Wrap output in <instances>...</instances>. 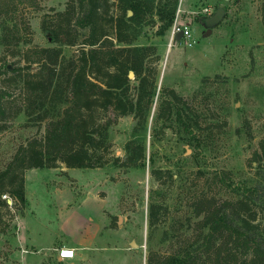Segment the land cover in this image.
I'll return each instance as SVG.
<instances>
[{"label": "rangeland", "instance_id": "obj_1", "mask_svg": "<svg viewBox=\"0 0 264 264\" xmlns=\"http://www.w3.org/2000/svg\"><path fill=\"white\" fill-rule=\"evenodd\" d=\"M65 2L0 0V21L6 18L10 25L16 24L13 28L21 37L18 47L0 44V65L23 68L27 63L24 55L31 60L38 47L54 45L41 30L40 21L51 9H63ZM217 7L225 9L223 18L205 34L204 19ZM154 19V23L140 26L135 40L136 44L155 45L160 57L147 126L137 135L145 145L144 165L74 168L67 177L68 187L75 191L93 187L103 203L116 204L117 212L111 215L115 236H127L136 244L129 243L130 248L138 254L116 251L112 264H146L150 250L166 253L193 238L199 219L192 213L194 202L203 195L229 197L239 181L252 176L257 164L254 153L264 141V0H178L174 20L187 25L189 38L172 35L170 27L158 34L162 20ZM73 48L64 46L63 52ZM14 51L17 54L11 55ZM27 70L21 73L26 75ZM2 77L0 88L6 90L9 117L7 128L0 132V169L20 144L40 137L45 126V121L35 122L18 111L24 95L21 82L2 81ZM163 87L183 96L188 115L198 121V128L189 132L174 122L164 126L170 122L156 120ZM133 126L131 115L119 116L110 125V156H124L123 145L132 137ZM60 167L63 164L54 170L58 175H62ZM152 167L159 169V178L152 174ZM35 171L42 175L47 168H33L28 175L36 176ZM1 197L7 206L0 223V264H28L27 253L15 244L22 208L7 192ZM151 202L162 206L152 228L148 221ZM49 264L63 263L53 258Z\"/></svg>", "mask_w": 264, "mask_h": 264}, {"label": "trees", "instance_id": "obj_2", "mask_svg": "<svg viewBox=\"0 0 264 264\" xmlns=\"http://www.w3.org/2000/svg\"><path fill=\"white\" fill-rule=\"evenodd\" d=\"M177 4L178 0H66L63 9H51L40 21L54 45L38 47L31 60L24 55L23 68L0 65L2 81L22 84L23 104L18 111L35 122L45 121L44 133L20 144L0 169V223L7 206L2 194L7 192L20 208L24 206L27 169L144 165L145 145L137 135L147 126L160 57L155 45L135 40L140 26L154 23V16L162 20L158 34H163L172 25ZM6 20L0 21V44L18 47L16 24ZM64 46L74 48L65 54ZM5 93L1 87L0 132L7 128L9 117ZM187 104L175 89L163 87L156 120L170 122L164 126L174 122L191 132L199 123L188 115ZM125 115L134 119L132 137L123 145V157L110 156L108 128ZM254 159L252 176L239 181L229 197L203 195L194 202L192 213L199 219L193 238L166 253L150 250L146 264H264V141ZM159 173L152 167L156 178ZM161 207L150 203V228L158 222Z\"/></svg>", "mask_w": 264, "mask_h": 264}, {"label": "crops", "instance_id": "obj_3", "mask_svg": "<svg viewBox=\"0 0 264 264\" xmlns=\"http://www.w3.org/2000/svg\"><path fill=\"white\" fill-rule=\"evenodd\" d=\"M56 168H47L42 175L32 172L36 176L28 175L33 168L24 172L25 204L17 219L15 244L27 253L28 264H49L53 258L63 264H112L116 251L138 254L127 236H115L111 215L117 212L116 204L103 203L93 187L77 191L68 187L74 168L63 165L62 175ZM60 247L73 248L74 257L60 260Z\"/></svg>", "mask_w": 264, "mask_h": 264}, {"label": "built area", "instance_id": "obj_4", "mask_svg": "<svg viewBox=\"0 0 264 264\" xmlns=\"http://www.w3.org/2000/svg\"><path fill=\"white\" fill-rule=\"evenodd\" d=\"M172 35H176L178 32H181V35L189 38L190 37V30L188 29L187 25L179 23L176 19L172 22L170 26ZM191 44V43H189ZM5 196V195H3ZM65 253H71V255H65ZM57 257L60 260H66L74 257V249L71 247H60L57 251Z\"/></svg>", "mask_w": 264, "mask_h": 264}, {"label": "water", "instance_id": "obj_5", "mask_svg": "<svg viewBox=\"0 0 264 264\" xmlns=\"http://www.w3.org/2000/svg\"><path fill=\"white\" fill-rule=\"evenodd\" d=\"M224 13L225 9L223 7H217V9L210 16L204 19V24L206 27L205 34H208L211 31L212 27L221 21ZM128 14H131L130 10L128 11ZM176 35H181V32H178ZM130 77H132V73H130ZM131 246L136 247V244L134 242H131Z\"/></svg>", "mask_w": 264, "mask_h": 264}, {"label": "snow or ice", "instance_id": "obj_6", "mask_svg": "<svg viewBox=\"0 0 264 264\" xmlns=\"http://www.w3.org/2000/svg\"><path fill=\"white\" fill-rule=\"evenodd\" d=\"M65 255H71V253H65Z\"/></svg>", "mask_w": 264, "mask_h": 264}]
</instances>
